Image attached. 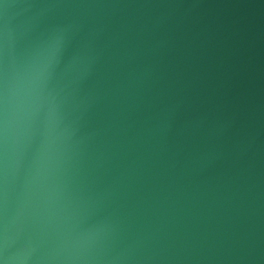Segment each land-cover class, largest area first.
Here are the masks:
<instances>
[{
    "label": "water",
    "instance_id": "obj_1",
    "mask_svg": "<svg viewBox=\"0 0 264 264\" xmlns=\"http://www.w3.org/2000/svg\"><path fill=\"white\" fill-rule=\"evenodd\" d=\"M0 264H264V0H0Z\"/></svg>",
    "mask_w": 264,
    "mask_h": 264
}]
</instances>
